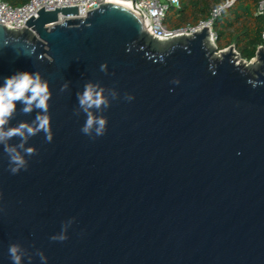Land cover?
<instances>
[{"label": "water", "instance_id": "water-1", "mask_svg": "<svg viewBox=\"0 0 264 264\" xmlns=\"http://www.w3.org/2000/svg\"><path fill=\"white\" fill-rule=\"evenodd\" d=\"M77 15L42 7L22 29L0 23V78L48 82L52 134L27 139L35 154L15 175L0 145V264L10 243L48 264H264V45L243 63L207 26L160 39L119 3ZM89 80L109 90L95 139L74 115ZM21 107L6 127L32 123ZM62 223L68 238L50 240Z\"/></svg>", "mask_w": 264, "mask_h": 264}, {"label": "clouds", "instance_id": "clouds-1", "mask_svg": "<svg viewBox=\"0 0 264 264\" xmlns=\"http://www.w3.org/2000/svg\"><path fill=\"white\" fill-rule=\"evenodd\" d=\"M100 71L106 73V65H100ZM68 89V83L61 85L60 91ZM109 92L99 84L91 80L83 84L82 90L76 93L77 106L74 115L83 114L84 122L80 128L81 133L91 139L103 136L106 131L107 118L102 113L110 107ZM112 99L116 98V92L111 91ZM51 93L49 84L42 79L38 72L17 71L9 76L0 78V145L8 158L7 170L15 175L21 170H27V157L35 154L34 147H25L27 139L43 131L45 140L52 141L50 131V118L48 115ZM128 101H132L131 95H126ZM22 105L20 111L30 114L36 111L32 123L27 121L19 122L15 127H6L14 113L17 111V104ZM13 137H19L18 145H10ZM71 223V221H69ZM67 231L62 223L61 232L50 236L52 241H65ZM11 264H32L33 256L39 258L40 264H48V258L43 251L36 249L34 253L28 251L19 243H10L7 248Z\"/></svg>", "mask_w": 264, "mask_h": 264}, {"label": "trees", "instance_id": "trees-1", "mask_svg": "<svg viewBox=\"0 0 264 264\" xmlns=\"http://www.w3.org/2000/svg\"><path fill=\"white\" fill-rule=\"evenodd\" d=\"M13 6L26 4L29 0H4ZM178 0L172 4L166 0L167 10L164 23L171 21V28L196 26L211 18L214 9L220 12L212 19L211 29L215 35V43L232 37V43L238 47L241 57L246 60L255 58L260 45H264V14L257 11L261 0ZM241 30L232 35L237 26ZM227 45H230L227 41Z\"/></svg>", "mask_w": 264, "mask_h": 264}, {"label": "built area", "instance_id": "built-area-1", "mask_svg": "<svg viewBox=\"0 0 264 264\" xmlns=\"http://www.w3.org/2000/svg\"><path fill=\"white\" fill-rule=\"evenodd\" d=\"M29 0L26 4L13 6L4 0H0V23L5 26H11L15 30L25 27V21L33 15L37 17V11L44 7L46 10H51L57 7L77 6L78 15L69 16L68 18H83L87 12L94 10L100 4L108 2H118L128 4L144 21L146 29L152 33L154 38L170 39L178 35L189 36L194 32L207 26L210 29L211 40H215V35L212 32V19L220 12L219 9H214L211 18L207 21L200 22L196 26L171 28L164 23V17L167 10L166 2L160 0ZM172 4H177L178 0H168ZM233 0L228 3L231 4ZM257 11L264 14V0H261L257 6ZM66 18L59 16L58 22H63ZM214 43V42H213Z\"/></svg>", "mask_w": 264, "mask_h": 264}, {"label": "rangeland", "instance_id": "rangeland-1", "mask_svg": "<svg viewBox=\"0 0 264 264\" xmlns=\"http://www.w3.org/2000/svg\"><path fill=\"white\" fill-rule=\"evenodd\" d=\"M161 2H166V0H160ZM167 25L170 27V26H172V22L171 21H169V22H167ZM241 30V26H237L236 27V30H234V31H232L231 33H232V35H236L239 31ZM229 39H227V40H224V41H222L220 44H216L215 43V40L213 41L214 43V45L217 47V49L218 50H224V49H227L229 46H233L234 47V51L238 54L237 56H236V59L237 60H239L240 59V61H242L243 63H247V62H249V61H255V59L254 60H246L245 58H243V57H241V54H240V51H239V49H238V47H236L233 43H232V37L230 36V37H228ZM227 41H229L230 43H232V44H230V45H227L228 43H227ZM260 46H263V45H260ZM259 46V47H260Z\"/></svg>", "mask_w": 264, "mask_h": 264}, {"label": "bare ground", "instance_id": "bare-ground-1", "mask_svg": "<svg viewBox=\"0 0 264 264\" xmlns=\"http://www.w3.org/2000/svg\"><path fill=\"white\" fill-rule=\"evenodd\" d=\"M113 3H118V2H113ZM119 4H121V5H125V6H127V7H130L128 4H122V3H119ZM131 8V7H130ZM136 12V11H135ZM137 13V12H136Z\"/></svg>", "mask_w": 264, "mask_h": 264}]
</instances>
